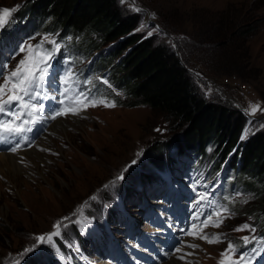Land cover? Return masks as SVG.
<instances>
[{
	"label": "rangeland",
	"instance_id": "rangeland-1",
	"mask_svg": "<svg viewBox=\"0 0 264 264\" xmlns=\"http://www.w3.org/2000/svg\"><path fill=\"white\" fill-rule=\"evenodd\" d=\"M27 1L0 0V9H16L11 22L0 29V64L7 62L12 67L26 55H16L21 44H38L44 37L56 40L61 48L51 61V80L48 78L44 89L54 88L46 93L47 99L63 100L62 107L68 114L49 118L58 107L47 105V99L42 98L45 110L40 113L41 120L24 135V143L17 151H29L36 146V151L45 154L48 161L46 164L38 162L35 168L18 175L17 185H7V179L0 174V183L4 184L0 186V264H21L32 255H40L42 264H78V258L84 264H115L117 260L119 264H131L135 260L128 251L129 246L146 259L156 254L160 258L154 264L163 263L169 257L184 264L189 261L191 264H218L220 253L229 241L239 247L243 244L240 238L250 235L249 230L234 229L247 223L256 228L255 235L264 236V212L257 206L264 176L258 169L231 167L230 157H216L212 146L201 153L179 156L173 149L164 153L160 148L154 149L172 137L176 128L147 105L128 106L130 80L122 70L121 55L116 56L113 42H106L103 37L105 25L84 30L63 27L57 21L54 23L51 16L24 13ZM117 5L124 14L138 17L134 31L141 36L147 37L148 32L158 26L159 31L151 36L176 51L207 100L245 115L240 140L257 132L264 133L261 127L264 112L258 110L252 116L247 115L245 109L250 111V108L237 91L217 82L230 74L237 75L262 99L260 106L264 109V0H135L134 4L132 0H117ZM246 21L252 23L255 31L245 36L237 32L229 37ZM142 23L147 26L137 31ZM207 33L212 43L202 42L201 39L208 37ZM177 45L184 51L178 52ZM186 46L193 49L191 55ZM43 48L51 50L52 45L45 42ZM207 51L222 60L219 66L240 69L238 74L235 69L212 71L205 63L192 60L193 53L200 58L206 56ZM69 73L71 79L63 87L71 90L66 96H60L61 80ZM208 85L212 87L210 92ZM80 92L96 101L114 103L115 107H105L102 103L85 107L87 101L74 99ZM69 106L75 108L67 109ZM82 109V113L72 114ZM0 119L11 118L0 116ZM56 119L66 123L67 136L51 132ZM246 128L250 129L247 133ZM43 137L45 148L38 144ZM16 153L0 151V155ZM19 158L20 166H30L24 155ZM133 160L137 162L132 164ZM125 168V178L116 180ZM192 172L196 176L187 180ZM24 181L29 184L27 187L22 185ZM190 185H194L192 192ZM182 191L191 197L186 201L190 219L195 215L200 217L191 224L199 226L206 214L214 213L221 206L229 209L230 214H222L223 222L219 227L209 225L202 229L210 235L223 234L222 242L208 244L184 235L183 227L168 222L176 203H181ZM207 192L211 193L207 202L213 210L197 203ZM216 219L213 215V220ZM58 221L62 224L58 236H53L50 242L36 240L38 236L56 231L53 225ZM191 224L184 229L196 231L191 229ZM169 233L179 241L161 254L156 240L167 239ZM135 235L138 236L136 243L133 242ZM181 240L199 245L197 249L183 247V252L193 253L183 261L178 258L183 253H175V248L182 247ZM144 242H149L152 249L144 247ZM117 243L125 244L126 248L117 247ZM253 246L260 247L250 244L248 248ZM248 248L239 247V251L246 252ZM25 249L34 250L25 252ZM141 264L150 263L142 261ZM256 264H264V255Z\"/></svg>",
	"mask_w": 264,
	"mask_h": 264
},
{
	"label": "trees",
	"instance_id": "trees-1",
	"mask_svg": "<svg viewBox=\"0 0 264 264\" xmlns=\"http://www.w3.org/2000/svg\"><path fill=\"white\" fill-rule=\"evenodd\" d=\"M24 13L51 16L54 23L57 21L63 27L76 30L105 25L103 37L106 42H113L116 56L121 55L122 70L130 80L128 106L147 105L176 128L172 137L154 149L160 148L161 152L173 149L179 156L201 153L212 146L216 157H230L231 167L256 168L264 176V133L257 132L244 141L240 140L245 115L222 103L207 100L176 51L154 36L143 37L135 32L138 17L124 14L117 0H28ZM253 31L252 23L246 21L229 37L237 32L245 36ZM207 36L201 39L202 42L212 43L208 33ZM186 49L191 55L193 49L187 46ZM177 51H184L183 47L177 45ZM192 60L205 63L212 71L231 72L235 69L238 74L240 70L234 66H219L223 62L212 51L200 58L193 53ZM151 151L153 154V149ZM257 206L264 212V185ZM42 259L40 255H32L21 264H42Z\"/></svg>",
	"mask_w": 264,
	"mask_h": 264
},
{
	"label": "snow or ice",
	"instance_id": "snow-or-ice-1",
	"mask_svg": "<svg viewBox=\"0 0 264 264\" xmlns=\"http://www.w3.org/2000/svg\"><path fill=\"white\" fill-rule=\"evenodd\" d=\"M132 3L134 4L135 0H132ZM134 10L140 11L138 8H135ZM15 11V8L0 9V29H4L6 25L11 22L12 13ZM146 26L147 25L142 23L137 31L142 30ZM158 31V26L154 27L148 32V36H151L154 32ZM45 42L52 45L51 50H45L43 48ZM60 48L61 45L56 40L44 37L38 44L25 43L19 45L16 55H19L20 53H26V55L19 59L12 67H10L7 62L0 64V81H2L0 82V116L11 118L0 119V140H4L7 137H21V140L17 141L15 145L9 149V151L13 153L21 148L24 143V135L31 132L32 126L39 123L41 120L40 113L45 110V105L41 102V99L48 98L43 90L47 86V81L50 76L51 61L54 59L55 53L59 51ZM41 52H43V55H40ZM13 59H15V56H13ZM71 75L72 74L69 73L66 77L62 78L61 87L63 90L60 91L58 89L60 96H66L67 92L71 90L70 88L63 87V85L69 83ZM207 88L209 92L212 90L211 85H208ZM74 99L81 102L87 101V104L84 105L85 107H87L88 104L95 107L96 103H102L105 107H115L114 103H110L103 99L99 101L93 100L83 92H80L74 97ZM59 103L63 104L64 101L60 100ZM249 108L250 111L249 109H245V113L249 116L254 115L258 110L264 112V109H262L259 104H250ZM67 114V110L61 107L55 110L49 118L55 119L58 116ZM72 114H78V111H73ZM261 127H264V124H261ZM248 131H250V129L246 128L245 133ZM244 138L245 136L242 135L241 139ZM137 155H139V153ZM136 162V160H133L132 164H135ZM126 171L127 168L116 177V180L122 181L125 178L124 172ZM92 199H95V197H92ZM200 199L203 200L206 199V197L201 195ZM197 203H199V201H197ZM223 213L230 214L229 209L226 206H221L214 213L210 212L206 214L205 219L200 222L199 226L196 223L191 224V229H195L196 231L188 229H181V231L184 235L199 238L206 241L208 244L220 243L224 239L223 234L210 235L203 233L202 229L209 225L219 227L223 222ZM213 215L217 217L216 220H213ZM64 219H68V217H65ZM194 219L199 220V215H195ZM61 226V222L58 221L53 225V228L56 229V231L38 236L36 237V240L42 243L46 241L50 242L53 236H58L60 234L59 229ZM244 230H249L250 235H245L240 238L243 241V244L239 247L248 248L250 244L259 245L260 247L257 248L253 246L248 248V251L241 252L237 245L229 241L227 248L220 253L221 259L218 261V264H256L257 259L264 255V236L255 235L257 231L256 228L247 223L234 229V231ZM180 243L182 247L175 248V253H183V255L178 257L182 260L193 254L191 252H183V247L191 249L199 248V245L186 243L183 240L180 241ZM32 250L34 249H25V252ZM234 255L236 256L235 259L233 258ZM187 264H191V262L189 261Z\"/></svg>",
	"mask_w": 264,
	"mask_h": 264
},
{
	"label": "bare ground",
	"instance_id": "bare-ground-1",
	"mask_svg": "<svg viewBox=\"0 0 264 264\" xmlns=\"http://www.w3.org/2000/svg\"><path fill=\"white\" fill-rule=\"evenodd\" d=\"M83 109L79 111L78 113H82ZM65 118H69V116H66ZM59 119H56L57 121L55 123L53 122V125L51 124L52 126L50 125L51 126L50 130L54 134H58L60 136H67L66 126H65L66 123L64 122V120H59ZM68 127H71V126H68ZM44 139L45 137H43L41 142L40 143L38 142V144L39 146H43L45 148L46 140L44 141ZM35 147L34 148L32 147V149H30L29 151H24V152L16 151L17 153L13 155H6V154L0 155V174L2 175L1 177H4L7 179V182H8L7 185H17L16 184L17 176L25 173L30 168H35L37 164H39L38 162H43L44 164H46L48 159H46V156H44L45 154L43 155V153H38ZM20 151H23V150H20ZM21 155L25 156V158L28 161V164L30 165L29 167L28 165H25V166L19 165L20 162L18 159H20L19 157ZM73 158H76V157L73 156ZM1 183H0V186L1 185L4 186V184H1ZM22 185H26L27 187L29 184L24 181ZM160 264H184V263L177 262L173 258L169 257L165 262L160 263Z\"/></svg>",
	"mask_w": 264,
	"mask_h": 264
},
{
	"label": "built area",
	"instance_id": "built-area-1",
	"mask_svg": "<svg viewBox=\"0 0 264 264\" xmlns=\"http://www.w3.org/2000/svg\"><path fill=\"white\" fill-rule=\"evenodd\" d=\"M217 82L235 89L237 95L243 99L247 106L250 104L262 105L263 103L262 99L254 93L249 83L241 81L237 75L230 74L224 78H220Z\"/></svg>",
	"mask_w": 264,
	"mask_h": 264
}]
</instances>
